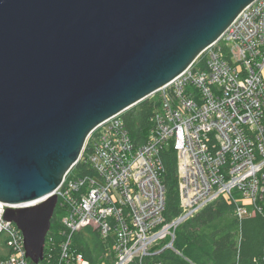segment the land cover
Returning a JSON list of instances; mask_svg holds the SVG:
<instances>
[{
	"label": "water",
	"instance_id": "95a60500",
	"mask_svg": "<svg viewBox=\"0 0 264 264\" xmlns=\"http://www.w3.org/2000/svg\"><path fill=\"white\" fill-rule=\"evenodd\" d=\"M254 1L0 0V204L28 260H43L54 193L90 135L185 72Z\"/></svg>",
	"mask_w": 264,
	"mask_h": 264
},
{
	"label": "built area",
	"instance_id": "2783aa9c",
	"mask_svg": "<svg viewBox=\"0 0 264 264\" xmlns=\"http://www.w3.org/2000/svg\"><path fill=\"white\" fill-rule=\"evenodd\" d=\"M200 56L204 68L195 61L150 97L159 107L144 143L131 140L121 117L110 119L92 133L85 154L94 175L69 179L68 173L54 193L70 235L89 226L114 238L115 264L151 255L163 243L162 250L173 249L176 228L219 198L236 202L239 218L264 212V0L245 8ZM170 147L182 212L167 224L160 154ZM5 209L0 204L8 249L0 264H33L21 232L4 221ZM72 262L89 264L82 254Z\"/></svg>",
	"mask_w": 264,
	"mask_h": 264
},
{
	"label": "trees",
	"instance_id": "16d2710c",
	"mask_svg": "<svg viewBox=\"0 0 264 264\" xmlns=\"http://www.w3.org/2000/svg\"><path fill=\"white\" fill-rule=\"evenodd\" d=\"M195 64L204 68L203 56H199ZM158 107L159 102L149 98L121 115L124 127L135 144L145 142L151 118ZM94 138V134L88 138L81 158L68 175L69 179L94 175L85 161V154L94 144ZM160 160L161 183L165 190L163 217L169 224L182 212L176 151L172 147L165 149ZM236 206V202L224 198L211 202L176 228L173 249L162 250L166 244L163 243L151 248V255L135 259L130 264H264V212L239 218L235 213ZM66 214L58 204L46 236L44 257L39 264H75L72 262L73 254H82L89 264H115L114 238H102L89 226L70 235L63 223ZM68 240L69 255L63 259L62 246ZM7 254L6 239L0 236V259Z\"/></svg>",
	"mask_w": 264,
	"mask_h": 264
},
{
	"label": "bare ground",
	"instance_id": "6f19581e",
	"mask_svg": "<svg viewBox=\"0 0 264 264\" xmlns=\"http://www.w3.org/2000/svg\"><path fill=\"white\" fill-rule=\"evenodd\" d=\"M151 127V126H150Z\"/></svg>",
	"mask_w": 264,
	"mask_h": 264
},
{
	"label": "rangeland",
	"instance_id": "374dc122",
	"mask_svg": "<svg viewBox=\"0 0 264 264\" xmlns=\"http://www.w3.org/2000/svg\"><path fill=\"white\" fill-rule=\"evenodd\" d=\"M70 173V172H69Z\"/></svg>",
	"mask_w": 264,
	"mask_h": 264
}]
</instances>
